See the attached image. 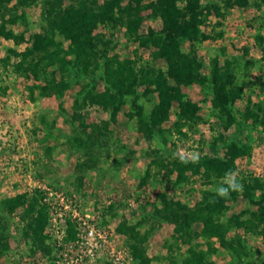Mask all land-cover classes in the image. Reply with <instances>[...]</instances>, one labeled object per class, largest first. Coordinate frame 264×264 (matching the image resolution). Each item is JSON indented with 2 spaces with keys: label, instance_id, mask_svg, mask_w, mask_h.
Returning a JSON list of instances; mask_svg holds the SVG:
<instances>
[{
  "label": "rangeland",
  "instance_id": "374dc122",
  "mask_svg": "<svg viewBox=\"0 0 264 264\" xmlns=\"http://www.w3.org/2000/svg\"><path fill=\"white\" fill-rule=\"evenodd\" d=\"M89 2L0 1V25L23 36H0V264H138L132 246L148 264H264L256 217L264 188L255 183L264 177V0H197L177 19L178 25L193 16L201 21L196 39L180 46L198 61L191 82L180 85L193 116L180 120L172 101L160 122L153 84L131 92L107 77L124 63L134 72L167 71L164 60L153 59L166 32L150 7L135 31L98 24L91 36L99 41L78 62L60 55L62 78L52 81L48 69L27 79L17 69L15 56L31 47L34 35L50 52L52 43L67 50L70 42L51 27L53 12ZM169 85L176 86L171 79ZM92 93L111 96V104L91 103ZM180 152L198 154V163L182 164L173 156ZM205 158L224 173L206 170ZM228 170L242 189L218 197ZM20 194L42 195L46 252L25 235L23 207L12 213L2 207ZM212 206L220 208L213 216L219 227L209 236L196 218Z\"/></svg>",
  "mask_w": 264,
  "mask_h": 264
},
{
  "label": "trees",
  "instance_id": "16d2710c",
  "mask_svg": "<svg viewBox=\"0 0 264 264\" xmlns=\"http://www.w3.org/2000/svg\"><path fill=\"white\" fill-rule=\"evenodd\" d=\"M1 1V0H0ZM126 1V5L122 3ZM181 0H155L147 5L142 4L143 0H103L102 4L98 0H90L89 4L78 5V8H69L63 11L53 12L51 22L52 29L57 32L62 38L67 39L69 50H61L57 44L53 51L50 52V47L45 39L40 35L32 36V45L25 51L16 54L18 63L17 69L27 79L33 77L40 79L50 69L51 80L54 81L56 75L63 77L65 74L66 61L61 54L65 56L73 55L78 62L87 52V48L94 46L99 41V35L92 37V31L98 24L115 27L121 24L128 30L136 29L139 23L140 13L144 9L150 7L155 16H159L163 22V28L166 32V37L157 42L155 45L157 50L153 52V59L164 60L167 66V71L164 73L157 72L153 69L142 68L134 72L128 64H120L115 69L107 71L108 81L113 87H128L129 91L133 92L132 87L140 84H153V93H157L159 104L156 107V118L159 122L163 121L172 101L178 102L180 120L191 121L193 116V103L185 101L180 91V85H186L192 80L190 72L198 66L196 58L188 57L180 51L181 42L185 40L194 41L198 32L197 25L201 21L197 20V16H193L190 21L183 22L178 25V18L183 17L186 12L193 11L198 4L197 0H184V5L179 7L177 4ZM239 4V3H238ZM196 19V20H195ZM3 23L0 25V36L10 40H23V36H15L11 30H8ZM53 40H51L52 42ZM56 47V48H55ZM42 54V56H40ZM82 61V60H81ZM86 69V68H85ZM42 75V76H41ZM218 77V76H217ZM169 79L175 82L176 86L169 85ZM222 79V76L219 78ZM54 83V82H53ZM221 86L220 82H215ZM62 87V86H61ZM54 91H58L60 85L53 84L51 86ZM91 103L106 107L111 104V96L104 93H92L88 97ZM235 157V156H234ZM202 166L209 171H217L218 174H223V166H219L212 159H204ZM197 168V167H195ZM231 171V170H228ZM258 189L264 188V177L262 181L255 180ZM39 194V193H38ZM42 195L30 196L28 194H20L13 198H7L2 202V207L9 213L23 207L20 213V219L25 222V235L31 237L33 245L40 251L46 252V236L44 229L47 224L46 205L42 202ZM220 209L217 206H212L207 209V214L199 215L196 219L202 220L204 223V235H215L213 232L219 225H215L213 216ZM257 219L263 226L264 234V208H259ZM237 227L243 225L239 220L235 221ZM71 237V231H66ZM66 235V238H68ZM132 256L138 261V264H148L147 260H143L142 252L139 248L132 246Z\"/></svg>",
  "mask_w": 264,
  "mask_h": 264
},
{
  "label": "clouds",
  "instance_id": "9594fccd",
  "mask_svg": "<svg viewBox=\"0 0 264 264\" xmlns=\"http://www.w3.org/2000/svg\"><path fill=\"white\" fill-rule=\"evenodd\" d=\"M174 158H179L180 162L182 164H187V163H198L199 161V155L192 153V154H185L184 152L180 153H174L173 154ZM235 173H232L231 171L226 173V182H227V187H218L216 189V195L218 197L226 198L230 195V190L236 191V190H241L242 185L237 183L236 178H235Z\"/></svg>",
  "mask_w": 264,
  "mask_h": 264
}]
</instances>
